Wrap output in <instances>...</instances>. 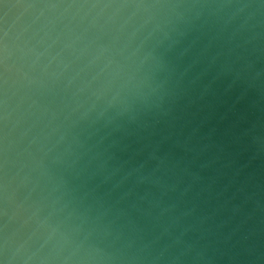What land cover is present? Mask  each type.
<instances>
[{"label": "water", "instance_id": "obj_1", "mask_svg": "<svg viewBox=\"0 0 264 264\" xmlns=\"http://www.w3.org/2000/svg\"><path fill=\"white\" fill-rule=\"evenodd\" d=\"M0 264H264V0H0Z\"/></svg>", "mask_w": 264, "mask_h": 264}]
</instances>
